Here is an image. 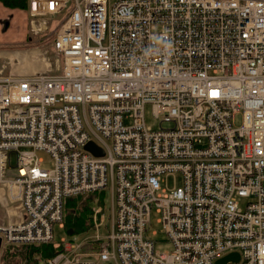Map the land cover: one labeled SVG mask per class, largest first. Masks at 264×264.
I'll return each mask as SVG.
<instances>
[{"label":"built area","instance_id":"obj_1","mask_svg":"<svg viewBox=\"0 0 264 264\" xmlns=\"http://www.w3.org/2000/svg\"><path fill=\"white\" fill-rule=\"evenodd\" d=\"M28 11L67 17L60 73L0 75V184L25 212L0 222L2 250L53 241L67 198L111 189L109 232L96 208L97 233L64 239L45 264H217L232 252L224 264H264V0H28ZM148 104L169 127L146 123ZM176 174L182 184L162 188ZM153 209L170 251L147 235Z\"/></svg>","mask_w":264,"mask_h":264},{"label":"rangeland","instance_id":"obj_2","mask_svg":"<svg viewBox=\"0 0 264 264\" xmlns=\"http://www.w3.org/2000/svg\"><path fill=\"white\" fill-rule=\"evenodd\" d=\"M8 7L10 5L6 4ZM11 7V6H10ZM6 8V7H4ZM67 17V11L62 14L54 16L52 19L47 17H40L38 20L43 21L46 18V24L48 28L40 35H32L29 41L26 39V29L22 27H13L9 31H3L0 33V75L9 74H27L35 72H48L50 74H58L61 72V56L54 48L53 38L55 31L61 26L62 22ZM23 25L22 23H19ZM21 52V54H20ZM146 123L154 128L169 127L170 123L154 117L153 108L151 104H148L145 109ZM243 114L238 112L234 117V124L236 126L241 125ZM37 154L43 159V168H52V160L50 155L42 150H38ZM16 153H13L9 169L16 165ZM182 184L181 174L163 176L161 180L162 188L172 189L174 186H180ZM103 201L95 199L91 202L94 209L101 207L105 215V221L100 228V233L106 235L112 226L113 211H112V191L107 189L105 191ZM83 198L91 197L93 195H84ZM88 199V198H87ZM243 205V202L241 201ZM94 214V211H93ZM161 214L153 209L151 213V221L149 224V230L147 235L153 238L156 243L155 247L159 251L172 250L173 244L170 241H164L166 235L161 232L162 224L159 222ZM157 232L156 234L154 232ZM54 241L60 242L69 239H74L75 242L80 243L87 238L94 236L97 233L95 227H91L81 233L75 235H69L64 226L60 223L54 225ZM15 248V247H14ZM97 248V246H95ZM84 252H91L89 245H84L82 248ZM1 257V252H0ZM96 259L95 255L84 256V259ZM104 264H115L113 261H106Z\"/></svg>","mask_w":264,"mask_h":264},{"label":"trees","instance_id":"obj_3","mask_svg":"<svg viewBox=\"0 0 264 264\" xmlns=\"http://www.w3.org/2000/svg\"><path fill=\"white\" fill-rule=\"evenodd\" d=\"M23 0H4V2L14 7H25ZM54 41V38H53ZM106 190L94 192L86 195H93V198H83L80 195L70 197L64 203V228L69 235L81 233L94 227L93 211L91 202L95 199L103 201ZM15 247V248H14ZM64 248L63 241L48 243L10 245L1 251L0 264H45L46 260L55 256Z\"/></svg>","mask_w":264,"mask_h":264},{"label":"crops","instance_id":"obj_4","mask_svg":"<svg viewBox=\"0 0 264 264\" xmlns=\"http://www.w3.org/2000/svg\"><path fill=\"white\" fill-rule=\"evenodd\" d=\"M23 7L7 6L4 0H0V33L9 31L13 27H22L26 29V39L30 40L32 35H40L46 31L43 21L39 18L31 17L28 11V0H23ZM6 7V8H4ZM22 23L23 25H20ZM21 54V52H20ZM13 172V171H11ZM25 212L20 202H10L7 197V189L0 184V222L8 223L19 221L24 218Z\"/></svg>","mask_w":264,"mask_h":264},{"label":"water","instance_id":"obj_5","mask_svg":"<svg viewBox=\"0 0 264 264\" xmlns=\"http://www.w3.org/2000/svg\"><path fill=\"white\" fill-rule=\"evenodd\" d=\"M86 149L90 150L93 152L95 155L101 156L104 155V150L103 148L99 147L95 142L91 141L86 145ZM2 245H3V239L0 236V252L2 250ZM240 259V254L238 252H232L229 253L228 255L224 256L223 258L217 260V264H224L228 260H233V261H239Z\"/></svg>","mask_w":264,"mask_h":264}]
</instances>
